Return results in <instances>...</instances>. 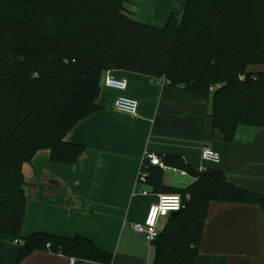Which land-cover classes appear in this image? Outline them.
<instances>
[{
  "label": "trees",
  "instance_id": "obj_1",
  "mask_svg": "<svg viewBox=\"0 0 264 264\" xmlns=\"http://www.w3.org/2000/svg\"><path fill=\"white\" fill-rule=\"evenodd\" d=\"M129 5L0 0V235L18 244L14 264L34 251L75 264L112 262L110 252L80 235L20 237L26 210L22 165L40 150L49 152L52 163H76L84 147L65 137L101 110L97 98L106 72L162 79L201 97L225 143L241 126L264 129V70L248 71L264 65V0H186L182 14H171L161 28L136 21ZM161 160L194 181L166 187L163 170L143 164L146 187L182 200V209L167 217L152 242V264H197L211 202L257 205L264 212V195L232 184L223 171H199L175 155Z\"/></svg>",
  "mask_w": 264,
  "mask_h": 264
},
{
  "label": "crops",
  "instance_id": "obj_2",
  "mask_svg": "<svg viewBox=\"0 0 264 264\" xmlns=\"http://www.w3.org/2000/svg\"><path fill=\"white\" fill-rule=\"evenodd\" d=\"M186 0H130L128 10L141 23L163 27L171 14L181 15ZM264 70L252 66L249 72ZM126 80L118 92L102 83L97 98L101 110L78 122L67 142L84 147L74 165L52 163L40 150L22 165L26 210L20 237L36 232L91 239L112 254L111 264H152V244L132 225L143 223L159 195L134 192L145 152L158 158L181 157L201 171H223L232 184L264 195V129L239 127L225 143L212 128L208 102L167 83L127 71H110ZM127 96L137 101L135 116L117 112L114 100ZM216 151L218 164L201 158L202 148ZM173 172L171 178L166 172ZM165 167L162 184L183 187L194 179ZM167 218L159 220L162 229ZM0 235V263L14 264L16 250ZM12 248L13 250H9ZM70 259L34 251L22 264H70ZM80 264H99L83 262ZM197 264H264V212L257 205L211 202L208 206Z\"/></svg>",
  "mask_w": 264,
  "mask_h": 264
},
{
  "label": "built area",
  "instance_id": "obj_3",
  "mask_svg": "<svg viewBox=\"0 0 264 264\" xmlns=\"http://www.w3.org/2000/svg\"><path fill=\"white\" fill-rule=\"evenodd\" d=\"M160 81L164 82L162 79H160ZM102 84L106 88L116 90L118 92H123L127 85L125 79H116L110 75V72H106L104 74L102 77ZM209 90L213 91L214 87H210ZM137 106V101L127 96H119L113 102V108L117 112L125 113L130 116L136 115ZM201 158L202 160L214 165L218 164L220 161L219 154L207 147L202 148ZM146 162L150 166H157L162 170L165 168L161 158H158L149 152L144 153L142 166ZM142 166L136 176L134 186V190L136 191L134 192L147 195L148 192L145 190L147 174L142 170ZM181 209L182 200L179 194L159 195L158 201L149 207L144 222L133 224L132 228L135 232L143 234L146 243L152 244L161 231V229L158 227L159 220L162 218H167L170 213L178 212ZM70 264H75V260L71 258Z\"/></svg>",
  "mask_w": 264,
  "mask_h": 264
},
{
  "label": "rangeland",
  "instance_id": "obj_4",
  "mask_svg": "<svg viewBox=\"0 0 264 264\" xmlns=\"http://www.w3.org/2000/svg\"><path fill=\"white\" fill-rule=\"evenodd\" d=\"M18 2H20V1H18ZM173 174H174L173 172H169V171H168V172H166V177L171 178ZM8 243L10 244V246H11L12 248L18 246V244H15V243H13V242H9V241H8ZM12 248H9V250H13Z\"/></svg>",
  "mask_w": 264,
  "mask_h": 264
},
{
  "label": "water",
  "instance_id": "obj_5",
  "mask_svg": "<svg viewBox=\"0 0 264 264\" xmlns=\"http://www.w3.org/2000/svg\"><path fill=\"white\" fill-rule=\"evenodd\" d=\"M183 187H185V185L183 184ZM177 212H172V213H170V216H173V215H175Z\"/></svg>",
  "mask_w": 264,
  "mask_h": 264
}]
</instances>
